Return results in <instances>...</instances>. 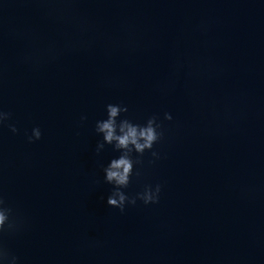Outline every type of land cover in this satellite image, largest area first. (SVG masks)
I'll list each match as a JSON object with an SVG mask.
<instances>
[{
	"label": "water",
	"instance_id": "95a60500",
	"mask_svg": "<svg viewBox=\"0 0 264 264\" xmlns=\"http://www.w3.org/2000/svg\"><path fill=\"white\" fill-rule=\"evenodd\" d=\"M109 103L162 123L158 203H107ZM0 108L18 264H264V0H0Z\"/></svg>",
	"mask_w": 264,
	"mask_h": 264
},
{
	"label": "clouds",
	"instance_id": "9594fccd",
	"mask_svg": "<svg viewBox=\"0 0 264 264\" xmlns=\"http://www.w3.org/2000/svg\"><path fill=\"white\" fill-rule=\"evenodd\" d=\"M107 118L96 121L95 131L102 134V141L96 144L97 155L105 148V144L112 145L114 150L119 151L118 158H112L110 163L103 168L105 181L114 185L111 194L107 198L109 206L118 208L121 213L125 211V205H135L137 200L143 201L145 205L159 202L161 185H145L143 191L137 192L133 196L126 194L123 189L130 184L134 172V165L143 164V154L147 150H152L154 144L160 141L163 136L162 123L157 115L150 116L144 124L134 123L127 117L118 119L121 113L128 112V106L124 104L109 103L106 105ZM12 113L0 108V126L10 121ZM169 112L164 113V119L172 120ZM82 116L81 120H86ZM9 129L16 133L19 129L14 123H8ZM42 136L39 126L33 127L31 134L27 135L29 143L39 140ZM133 153L137 155L133 156ZM151 156L159 158V153L151 151ZM154 161H149L153 163ZM137 169L135 175L140 176ZM21 227V221L15 214L13 208L8 204L2 192H0V237L5 234L17 232ZM19 257L15 255L0 239V264H18Z\"/></svg>",
	"mask_w": 264,
	"mask_h": 264
}]
</instances>
